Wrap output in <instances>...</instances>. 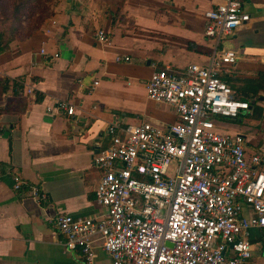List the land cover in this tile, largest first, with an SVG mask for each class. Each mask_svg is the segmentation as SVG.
Wrapping results in <instances>:
<instances>
[{
	"label": "crops",
	"instance_id": "0c3cea01",
	"mask_svg": "<svg viewBox=\"0 0 264 264\" xmlns=\"http://www.w3.org/2000/svg\"><path fill=\"white\" fill-rule=\"evenodd\" d=\"M219 2L103 0L97 11L59 12L31 35L20 28L10 40L6 32L3 42H10L0 49V264H83L78 252L65 251L53 219L103 212L96 190L104 173L94 158L110 146L111 126L177 122L172 108L147 96L156 71L207 66L215 53L238 52L222 77L251 108L237 120L219 119L218 129L243 135L250 152L264 144V0H243L250 21L220 44L205 35L206 14ZM4 19L0 13V34ZM99 31L109 42L98 39ZM118 56L130 61L117 62ZM60 101L75 114L59 110ZM35 188L44 201L34 197ZM251 242L247 264H264L263 232L254 230ZM97 254V264H112L102 248Z\"/></svg>",
	"mask_w": 264,
	"mask_h": 264
},
{
	"label": "built area",
	"instance_id": "2783aa9c",
	"mask_svg": "<svg viewBox=\"0 0 264 264\" xmlns=\"http://www.w3.org/2000/svg\"><path fill=\"white\" fill-rule=\"evenodd\" d=\"M206 17L205 35L219 44L251 19L243 0H220ZM97 37L109 42L105 31ZM238 59L224 51L207 66L153 74L148 98L172 108L178 120L109 128L110 146L94 158L104 173L96 190L103 212L53 219L66 252H78L83 264H97L98 247L112 264L248 263L252 232L264 234V144L250 152L243 135L218 129L219 119L237 120L251 108L222 77ZM58 108L75 114L66 101ZM22 185L17 177L15 189ZM33 195L46 199L38 188Z\"/></svg>",
	"mask_w": 264,
	"mask_h": 264
},
{
	"label": "rangeland",
	"instance_id": "374dc122",
	"mask_svg": "<svg viewBox=\"0 0 264 264\" xmlns=\"http://www.w3.org/2000/svg\"><path fill=\"white\" fill-rule=\"evenodd\" d=\"M26 3V8H24ZM15 5L22 8L21 21L17 23L22 29L23 34L31 35L36 28H48L53 22L54 16L60 13H67L68 10L88 8L93 10L103 9V0H4L0 3V13L3 17H8L13 12ZM79 7V8H78ZM103 11V10H101ZM10 23L5 25V29H10ZM243 127V124H239Z\"/></svg>",
	"mask_w": 264,
	"mask_h": 264
},
{
	"label": "trees",
	"instance_id": "16d2710c",
	"mask_svg": "<svg viewBox=\"0 0 264 264\" xmlns=\"http://www.w3.org/2000/svg\"><path fill=\"white\" fill-rule=\"evenodd\" d=\"M4 0H0V3H2ZM24 8H26V3H24ZM22 8L19 5H15L13 8V12H10L8 17H5L3 20V24H9L10 23V29H5V31L1 32L0 34V49L3 50L7 47L8 43L10 40H13L15 38V35L19 32V24L17 25L18 22L21 21L22 18ZM6 32L9 33V36H11V39L8 42H3L4 37L6 36ZM10 38V37H9ZM259 117V116H258Z\"/></svg>",
	"mask_w": 264,
	"mask_h": 264
},
{
	"label": "water",
	"instance_id": "95a60500",
	"mask_svg": "<svg viewBox=\"0 0 264 264\" xmlns=\"http://www.w3.org/2000/svg\"><path fill=\"white\" fill-rule=\"evenodd\" d=\"M263 99V98H262Z\"/></svg>",
	"mask_w": 264,
	"mask_h": 264
}]
</instances>
